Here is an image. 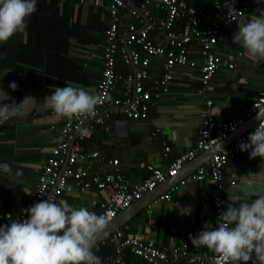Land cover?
Returning <instances> with one entry per match:
<instances>
[{"label":"crops","instance_id":"crops-1","mask_svg":"<svg viewBox=\"0 0 264 264\" xmlns=\"http://www.w3.org/2000/svg\"><path fill=\"white\" fill-rule=\"evenodd\" d=\"M85 1L80 4L79 0H36V11L27 21L26 32L0 44V89L10 97L0 103L19 104L26 97L35 100L26 103L23 116L0 124V163L10 164L13 173L0 171L1 210L18 213L27 193L34 188L40 167L52 147L53 133L49 127L59 126L63 121L52 118L51 110L43 104L45 97L56 87H64L67 81L94 88L99 79L103 30L109 17L103 4L93 7L91 0ZM260 10H264V0L246 17L258 15ZM237 31L236 27L223 33L214 48L215 54L222 59L226 55L234 57L232 69L219 66L210 80L211 114L216 125L241 116L257 93L264 90V61L250 59L240 45L232 43V35ZM238 53L241 56H237ZM196 60L199 62L198 58ZM158 64V60L152 61L153 76L160 73ZM117 70L126 72L120 63ZM172 75L168 92L156 101L145 119L111 116L105 121L104 128H94L87 141L88 148L100 151L107 159L117 160L119 173L129 189L146 178L148 166L166 170L172 159L194 144L203 102L195 94L199 72L197 69H174ZM12 82L18 85L16 91L9 88ZM119 94L120 86L117 85L113 96ZM256 117L253 115L245 120L238 128V135L249 131L256 123ZM163 147L169 148L167 153L163 152ZM208 158L204 154L197 155L193 159L197 166L187 172L179 171L166 186L157 185L155 197L144 194L142 204L116 230L150 240L161 249L188 243L189 235L203 229L206 221L215 225L210 203L211 186L206 181H186L171 193L168 201L157 199ZM101 164L93 162L92 170L105 172L106 168ZM222 171L224 180L234 183L233 186L226 185L222 192L226 205L238 206L245 200L252 202L257 198V188L264 185V160L250 159L249 152L240 151ZM68 182L72 191L62 194L57 201L64 199L75 207L95 209L108 194L107 189L97 191L94 188L81 193L70 180ZM228 196H238L239 200H228ZM189 207L191 213L187 214ZM101 243L93 247L95 254ZM108 245L109 252L105 249L100 258L113 254ZM199 249L210 252L207 248ZM125 254L126 251L123 252V264H143Z\"/></svg>","mask_w":264,"mask_h":264},{"label":"built area","instance_id":"built-area-1","mask_svg":"<svg viewBox=\"0 0 264 264\" xmlns=\"http://www.w3.org/2000/svg\"><path fill=\"white\" fill-rule=\"evenodd\" d=\"M212 10L189 6L186 0H91L93 7L105 6L109 21L103 30L102 68L94 86L102 100L96 114L89 118L63 120L59 126H50L53 144L40 167L34 188L29 191L17 214L0 209V225L12 220L27 219L26 210L35 203L52 198L57 200L66 190L69 180L79 192L108 190L107 196L89 209L105 215L108 222L118 212L128 208L157 185L173 178L197 155L227 140L245 120L264 110V90L259 91L239 117L216 125L211 114L209 96L210 80L219 66L233 68L232 55L223 59L214 48L221 30L243 19L248 11L260 5L261 0H211ZM85 4V0H79ZM133 3V5H131ZM135 3V4H134ZM235 8V9H234ZM237 56H241L240 53ZM198 58L199 62L196 60ZM158 60L159 74H151V64ZM126 69L117 70V64ZM174 69H197L198 87L195 94L202 99L200 128L191 149L175 157L166 170L148 166L146 178L129 189L118 170L116 159H107L96 149L88 148L87 141L96 127H105L111 116L122 115L130 120H143L156 101L168 92ZM120 86V94L113 96ZM264 124V114L246 133L231 138L225 147L213 153L207 162L197 167L184 179L157 199L168 201L171 193L186 181L208 182L211 186L210 203L214 217L225 211L226 201L222 192L232 181L223 178L224 165L240 153L238 144L247 142L257 126ZM168 147H163L167 153ZM102 163L106 171L92 170V163ZM215 226V225H213ZM203 229H198L193 236ZM113 249L111 256L100 258L102 264H123L126 251L143 264H223L219 254L200 251L188 239L178 245L157 248L152 241L124 235L115 230L106 238ZM99 257V256H98Z\"/></svg>","mask_w":264,"mask_h":264},{"label":"clouds","instance_id":"clouds-1","mask_svg":"<svg viewBox=\"0 0 264 264\" xmlns=\"http://www.w3.org/2000/svg\"><path fill=\"white\" fill-rule=\"evenodd\" d=\"M35 11L36 0H0V44L25 33ZM238 13L243 19L236 24L238 31L232 35V43L240 45L250 59L264 61V10L248 17ZM9 88L16 91L18 85L12 82ZM9 99L0 89V101ZM105 99L108 98H102L92 87L67 81L46 96L43 104L51 110L54 120H72L95 116L97 106ZM28 101L35 100L26 97L19 104L0 103V124L23 116L22 109ZM238 147L241 152H249L250 159L264 160V124ZM0 171L13 174L8 163H0ZM66 190L71 192V186ZM256 195L250 203H228L215 226L206 221L202 231L189 235L191 244L219 254L223 264H264V185L257 188ZM228 200L238 201L239 197L228 196ZM190 213L189 207L187 214ZM26 215L22 221L0 225V264H102L92 249L106 231L105 215L52 198L33 204Z\"/></svg>","mask_w":264,"mask_h":264},{"label":"water","instance_id":"water-1","mask_svg":"<svg viewBox=\"0 0 264 264\" xmlns=\"http://www.w3.org/2000/svg\"><path fill=\"white\" fill-rule=\"evenodd\" d=\"M264 114V110L261 111L260 113L257 114V119L259 117H261L262 115ZM238 130L235 132L234 135L230 136L227 140L225 141H222V142H219L217 143L216 145H214L210 150L202 153L204 154V156H211L213 153H215L216 151H218L219 149L223 148L226 146L227 142L235 137V136H238L239 133H237ZM209 159V158H208ZM202 165V164H201ZM197 166V162L196 161H191L190 163H187L181 170L182 172L184 171H188V169L190 170L191 168ZM180 170V171H181ZM179 174V172L177 173V175ZM176 175V176H177ZM175 176V177H176ZM174 178V177H173ZM173 178H170V179H173ZM169 183V179L166 180L165 182L161 183L163 184L164 186H166L167 184ZM160 184V185H161ZM154 190V189H153ZM151 191L149 192L147 195H150V196H154L156 195V192L157 191ZM158 197V196H157ZM156 197V198H157ZM142 198V197H141ZM154 198V199H156ZM142 204V199L141 200H138L136 202H134L133 204H131L128 208L124 209L123 211L119 212L121 214L119 215H116L111 221L108 222V225H107V228H106V231L97 239L96 243H95V246L102 242L103 240H105L109 234H111L113 231H115L126 219H128V217L130 216V214L135 211L140 205ZM118 214V213H117ZM94 246V247H95Z\"/></svg>","mask_w":264,"mask_h":264},{"label":"trees","instance_id":"trees-1","mask_svg":"<svg viewBox=\"0 0 264 264\" xmlns=\"http://www.w3.org/2000/svg\"><path fill=\"white\" fill-rule=\"evenodd\" d=\"M186 3L189 5V6H194L196 8H202L204 10H207V11H211L212 10V2L211 0H186ZM135 4V3H134ZM133 5V3H132ZM256 8H253L252 10L248 11L246 16L248 14H250L252 11H254ZM240 21L238 22H234L232 23L231 25H229L227 28L225 29H222L221 30V35L231 29H235L237 27L236 24H238ZM220 35V36H221ZM96 208V207H95ZM109 245L107 243V239L103 240L101 244L98 245V251L96 252V255L97 256H101L103 253H104V250L106 249L108 252H109V249H108ZM128 257H132L134 258L132 255H130L128 252H126ZM136 259V258H134Z\"/></svg>","mask_w":264,"mask_h":264}]
</instances>
